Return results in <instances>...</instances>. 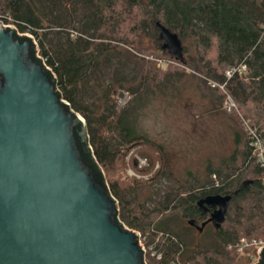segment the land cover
<instances>
[{"label": "trees", "instance_id": "obj_1", "mask_svg": "<svg viewBox=\"0 0 264 264\" xmlns=\"http://www.w3.org/2000/svg\"><path fill=\"white\" fill-rule=\"evenodd\" d=\"M0 16L17 35L35 37L61 99L85 118L86 160L119 202L123 224L148 232L156 243L161 258L152 264H250L255 247L241 255L229 247L242 237L264 236V169L246 126L264 140V0H0ZM159 24L177 39L178 51ZM146 37L164 40L173 61L203 74L202 86L220 104L230 95L241 131H235L233 155L210 165L208 179L153 188L143 200L139 191L152 183L122 179L130 148L154 144L140 127L141 97L183 74L159 68L161 57L145 46ZM242 66L246 73L226 77L229 68ZM122 93L132 100L119 108ZM161 176L167 177L164 171ZM211 195L232 196L227 218L217 232L208 227L209 233H197L205 243H193L189 221L200 214L198 202Z\"/></svg>", "mask_w": 264, "mask_h": 264}, {"label": "water", "instance_id": "obj_2", "mask_svg": "<svg viewBox=\"0 0 264 264\" xmlns=\"http://www.w3.org/2000/svg\"><path fill=\"white\" fill-rule=\"evenodd\" d=\"M18 34L0 22V264H146L139 234L120 221L118 201L86 160L85 118L61 99L33 38ZM231 200H200L203 212L216 208L206 223L220 228Z\"/></svg>", "mask_w": 264, "mask_h": 264}, {"label": "rangeland", "instance_id": "obj_3", "mask_svg": "<svg viewBox=\"0 0 264 264\" xmlns=\"http://www.w3.org/2000/svg\"><path fill=\"white\" fill-rule=\"evenodd\" d=\"M0 22L8 25L1 16ZM144 43L150 52L161 57L158 60L159 68L164 71L181 70L183 74L180 81L174 80L163 86L155 95L146 92L141 97L143 108L140 127L154 144L130 148L122 179L152 183L153 187L143 186L139 191L143 200L151 195L153 188L177 189L193 177L208 179L210 165L218 166L221 160L233 155L236 148L235 131H241L234 112H227L224 102L223 105L220 104L211 91L202 86L200 81H205L203 74L196 75L191 68L173 61V54L168 48H164V40L155 42L146 37ZM186 57L184 60H187ZM131 100L130 94L122 93L118 100L119 108H124ZM160 145L163 146L162 150H159ZM139 158L146 159V164L141 165ZM163 171L167 177L161 176ZM158 176L162 178H157ZM124 225L128 230L139 234L148 264H152L151 260L161 258L156 250V243L151 242L148 232L144 234L126 223ZM209 231L210 228L207 233ZM191 238L193 243L202 241L203 244L207 240L204 235L199 237L196 231H191ZM262 238L264 236L258 239ZM256 254L251 258L250 264L259 261L258 253Z\"/></svg>", "mask_w": 264, "mask_h": 264}, {"label": "built area", "instance_id": "obj_4", "mask_svg": "<svg viewBox=\"0 0 264 264\" xmlns=\"http://www.w3.org/2000/svg\"><path fill=\"white\" fill-rule=\"evenodd\" d=\"M6 26H11V25L8 24ZM13 27H15V26H13ZM18 33L30 35L37 44V41L33 35H31L29 33H21L19 31H18ZM37 46H38V44H37ZM37 55L39 58L42 59L44 65L46 67H48L46 65L45 59H43V57L40 55L39 49H38ZM236 72H238L240 75H242L243 73L247 72V67L242 66L241 68H237V69L236 68H229V70L226 72V77L230 78ZM214 85L216 86L217 84L214 83ZM224 108L227 112H234V111L238 110L237 104L235 103V101L233 100V98L230 95H227V97L225 99ZM246 126H247V130L249 132V135H250L251 145L253 147L254 154L258 160V163L264 169V140L261 138V136L259 135V133L257 132V130L255 128L251 127L247 123H246ZM139 160H140L141 165L146 164V159L143 160V159L139 158ZM250 247H255L257 249V253H258V256L260 259V251L264 248V238H262V239H257V238L248 239L246 237H242L235 247L230 246L229 248L230 249L235 248L239 253H243L246 249H248ZM145 257H146V250H145ZM146 264H148L147 257H146Z\"/></svg>", "mask_w": 264, "mask_h": 264}, {"label": "flooded vegetation", "instance_id": "obj_5", "mask_svg": "<svg viewBox=\"0 0 264 264\" xmlns=\"http://www.w3.org/2000/svg\"><path fill=\"white\" fill-rule=\"evenodd\" d=\"M206 197H204V198H206ZM198 209H199L200 214L193 220L194 225H192V227H194V229L197 231V233L199 235H201L208 227H213V229L217 232L219 230V228L217 229L213 222L206 223L212 217V215L216 211V208H208L205 212H203V210L198 205ZM226 218H227V215H226ZM204 223H206V225L203 227L202 230H200V227Z\"/></svg>", "mask_w": 264, "mask_h": 264}]
</instances>
